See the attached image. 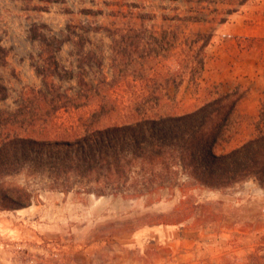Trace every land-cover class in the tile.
Instances as JSON below:
<instances>
[{
    "label": "trees",
    "instance_id": "16d2710c",
    "mask_svg": "<svg viewBox=\"0 0 264 264\" xmlns=\"http://www.w3.org/2000/svg\"><path fill=\"white\" fill-rule=\"evenodd\" d=\"M181 1L189 13L174 20L186 25L160 24L147 30L139 23L116 29L120 38L113 47L115 76L142 82L140 95L122 106L105 95L114 83H87L80 64L77 94L55 81L74 77L60 66L56 54L82 28L80 21L69 19L62 38L31 29V38L40 43L42 64L35 66V73L41 88L23 90L15 111L0 110L1 209H18L16 200L27 196L23 187L3 180L20 172L44 174L51 188L60 191L79 183L84 192L98 196L145 195L173 187L179 175L186 178L187 187L225 191L252 179L264 191V101L249 129H244L238 109L247 93L240 86L230 91L206 88V98L194 108L175 110L183 76L197 85L206 47L218 26L251 0ZM146 32L148 41L142 43ZM129 34L133 40H128ZM174 49L179 50L177 68L170 75L151 73L156 61L172 56ZM5 91L0 85L3 97ZM82 108L89 111L64 135L48 136V124L58 111ZM179 190L185 191L184 186Z\"/></svg>",
    "mask_w": 264,
    "mask_h": 264
},
{
    "label": "rangeland",
    "instance_id": "374dc122",
    "mask_svg": "<svg viewBox=\"0 0 264 264\" xmlns=\"http://www.w3.org/2000/svg\"><path fill=\"white\" fill-rule=\"evenodd\" d=\"M257 1H249L233 13L234 17H245L238 28L227 24V27L218 26L214 34L217 38L206 47L205 64L197 85L183 76L175 94L177 112L191 110L204 100L206 88L230 91L240 86L247 93L238 109L244 117V129L250 128L264 101V8L257 6ZM188 13V5L181 0H0V85L6 89L5 97L0 93V110L15 111L22 102L23 90L41 88V79L35 73V66L42 64L40 43L30 36L34 26L62 38L69 19L80 21L82 28L76 29L71 40L63 43L56 54L60 66L71 70L74 77L55 78V81L69 94H77L76 74L80 64L81 77L87 83L99 86L103 80L113 82L105 95L122 106L140 95L142 82L132 76L121 79L115 76L113 47L120 38L116 29L122 24L136 26L139 23H144L147 30L160 24L186 25L174 18ZM147 34L142 36V43L148 41ZM129 36L128 40L134 39ZM246 52L253 53L255 62L260 65L257 81H253L254 75L251 78L247 74L235 80L232 69L228 68L235 64L234 58L242 59ZM177 57L179 50L174 49L172 56L157 60L150 72L170 75L177 68ZM250 90L254 96L252 105L245 103ZM170 93L174 94L172 87ZM87 111L89 108L58 111L51 118L46 133L50 137L64 135L63 131L76 125ZM3 180L23 187L27 196L16 200L20 205L18 209L0 208V251L4 255H0V264H187L186 259L172 255L170 242L174 238L187 240L189 233L203 237L208 231L204 227L188 231L187 217L196 205H203L201 201L195 202L204 198L192 194L182 200L179 186H184L185 193L193 188L187 187L183 175H179L178 183L171 188L128 197L86 193L79 183L70 191H60L51 188L50 179L44 174L20 172ZM172 198L175 201L179 198V206L170 212L168 201ZM163 205L168 209L162 211ZM199 215L191 221L192 228L196 223L210 228L211 220L221 219V214L214 212L203 216L200 210ZM162 222L165 223L163 229L155 227ZM173 222L178 225L172 226ZM156 238H162V261L154 256ZM11 243L13 249L5 246ZM139 245L143 247L141 252H138ZM223 264H264V233L246 259L226 260Z\"/></svg>",
    "mask_w": 264,
    "mask_h": 264
},
{
    "label": "crops",
    "instance_id": "0c3cea01",
    "mask_svg": "<svg viewBox=\"0 0 264 264\" xmlns=\"http://www.w3.org/2000/svg\"><path fill=\"white\" fill-rule=\"evenodd\" d=\"M257 6L264 8V0L257 1ZM246 5V4H245ZM243 5V6H245ZM242 6V7H243ZM237 12V11H236ZM231 14L227 21L222 24L223 26H233L238 28L243 22L245 17H234ZM233 17V18H232ZM227 27V26H226ZM225 27V28H226ZM213 36L212 42L215 41ZM211 44H209L210 46ZM208 47V46H207ZM218 48V47H215ZM242 59L234 58L235 64L229 66L232 69L233 78L239 80L244 74H247L253 81L258 80V73L260 72V65L255 62V56L253 53H245ZM235 71V72H234ZM237 77V78H236ZM257 79V80H256ZM253 90H250L245 98V103H254ZM255 111H253L254 114ZM175 192V189L171 190ZM181 194V198L186 196L190 197L192 194H200L204 199L197 200L203 202V205H196L194 211L188 215L187 220L189 222L188 231L200 229H208L205 235L201 237L195 236V234L189 233L187 240L183 238H174L170 245L172 246V255L178 259H186L187 264H195V262H203V264H223L226 260H244L254 250L257 240L264 233V191L259 187L255 180L249 179L247 181L236 184L235 186L228 188L225 191H211L203 188H192L186 193L178 190ZM191 194V195H190ZM207 195H211L206 197ZM213 198V199H207ZM179 199V198H178ZM175 198L170 199V208L163 205L162 211L167 208L168 211H174L175 207L179 206ZM213 200V201H212ZM177 204V205H176ZM166 209V210H167ZM200 210L203 212V216L211 214H221V219L211 220L210 228H205L207 224H195L192 228L191 221L200 215ZM22 210H19L21 212ZM155 227H164L165 223H158ZM167 225V224H166ZM176 226L175 222L171 224ZM162 236V235H161ZM198 237V238H197ZM201 239V240H200ZM161 239L156 238V244L154 248V256L158 261H162L163 246L161 245ZM201 241V242H200ZM2 245V244H1ZM6 247L14 248V244L5 245ZM153 246V245H152ZM179 246L180 250H176ZM198 247V248H197ZM142 246L139 245L138 252H141ZM147 251L143 250V252ZM171 251V250H169ZM0 255H3V251H0ZM148 253V252H147ZM1 260V259H0Z\"/></svg>",
    "mask_w": 264,
    "mask_h": 264
}]
</instances>
